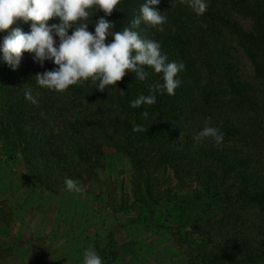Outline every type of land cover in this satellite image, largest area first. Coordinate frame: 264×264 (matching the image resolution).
<instances>
[{
    "label": "trees",
    "instance_id": "obj_1",
    "mask_svg": "<svg viewBox=\"0 0 264 264\" xmlns=\"http://www.w3.org/2000/svg\"><path fill=\"white\" fill-rule=\"evenodd\" d=\"M144 2L120 0L107 17L115 24L111 31L129 27ZM156 7L167 18L164 31L143 22L137 31L145 39L154 36L168 61L186 65L175 95L165 92L153 105L130 107L140 94H150V85L163 83L148 66L144 81L126 70L103 92L91 78L51 91L35 76L54 65L41 67L25 52L15 70L0 62L2 162L20 164L55 195L69 192L66 177L78 180L77 193L96 204L101 195L94 186L103 192L100 172L127 165L131 192H106L113 220L117 214L127 219L103 223L91 241L84 237L104 264H264V0H210L200 16L181 0H160ZM102 15L89 18V31ZM30 23L19 26L27 32ZM237 50L248 57L250 79L232 61ZM27 91L37 104L25 98ZM208 118L224 133L219 145L193 138ZM136 125L144 131H133ZM131 224L152 235L148 255L142 245L135 248ZM122 229L126 234L118 237Z\"/></svg>",
    "mask_w": 264,
    "mask_h": 264
},
{
    "label": "clouds",
    "instance_id": "obj_2",
    "mask_svg": "<svg viewBox=\"0 0 264 264\" xmlns=\"http://www.w3.org/2000/svg\"><path fill=\"white\" fill-rule=\"evenodd\" d=\"M181 2L200 16L207 11L210 0ZM119 3L120 0H0V33L7 30L0 38V62L15 70L25 52L32 54L33 62L41 67L46 61L51 62L54 65L51 70L35 77L40 87L56 92H63L89 78L99 81L97 90L103 92L106 86L114 87L126 75V70L144 81L148 76L144 67L148 66L161 74L163 83L150 85V94H140L130 102V107L153 105L157 95L165 92L175 95L182 83L177 74L183 72L186 65L168 61L158 41L142 38L137 31L142 22L164 31L167 18L156 7L160 0H145L130 26L113 32L111 29L115 24L107 17ZM101 10L104 15L97 18L94 32L89 31V18ZM52 18H58L59 22L49 24ZM20 21L31 22L29 31L25 32L19 26ZM14 24L17 26L11 27ZM69 29H72L71 33ZM108 37L112 39L106 42ZM25 98L34 105L38 103L30 91L25 92ZM142 116L146 118L148 113L145 111ZM133 131L144 129L136 125ZM193 138L197 141L211 139L219 145L224 141V133L208 118ZM64 183L69 192L81 191L78 180L66 177ZM83 264L104 262L95 250L88 248L83 252Z\"/></svg>",
    "mask_w": 264,
    "mask_h": 264
},
{
    "label": "rangeland",
    "instance_id": "obj_3",
    "mask_svg": "<svg viewBox=\"0 0 264 264\" xmlns=\"http://www.w3.org/2000/svg\"><path fill=\"white\" fill-rule=\"evenodd\" d=\"M55 19L49 24L59 22ZM237 20L245 30L250 29L249 21L241 17ZM149 39L155 40L154 36ZM231 57L241 76L250 79L252 66L248 57L241 50L233 51ZM1 158L0 154V264H83V252L91 248L86 245L87 240L91 241L95 230L107 221L112 224L127 219L117 214L113 220L106 193L111 190L116 196L131 192L129 169L123 163L118 170L100 172L103 192L94 186L93 193L101 195L96 204L92 196L87 200L77 192L49 193L24 174L20 164L2 162ZM130 226L129 236L136 241L135 248L142 245L144 254L148 255L146 244L153 238L149 230L142 224ZM117 233L118 237L126 234L124 229Z\"/></svg>",
    "mask_w": 264,
    "mask_h": 264
}]
</instances>
